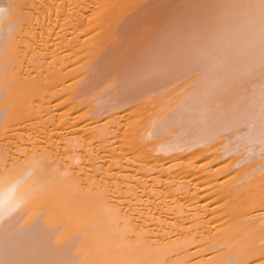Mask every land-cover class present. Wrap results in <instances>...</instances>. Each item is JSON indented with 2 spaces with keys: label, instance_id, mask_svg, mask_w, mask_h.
Returning <instances> with one entry per match:
<instances>
[{
  "label": "bare ground",
  "instance_id": "obj_1",
  "mask_svg": "<svg viewBox=\"0 0 264 264\" xmlns=\"http://www.w3.org/2000/svg\"><path fill=\"white\" fill-rule=\"evenodd\" d=\"M0 264H264V0H0Z\"/></svg>",
  "mask_w": 264,
  "mask_h": 264
},
{
  "label": "clouds",
  "instance_id": "obj_2",
  "mask_svg": "<svg viewBox=\"0 0 264 264\" xmlns=\"http://www.w3.org/2000/svg\"><path fill=\"white\" fill-rule=\"evenodd\" d=\"M22 180H10L0 183V218L13 213L25 202L22 192Z\"/></svg>",
  "mask_w": 264,
  "mask_h": 264
}]
</instances>
